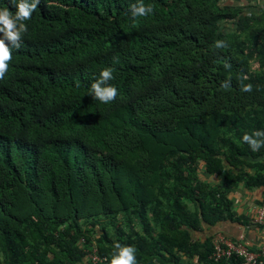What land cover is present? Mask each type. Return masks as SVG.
Instances as JSON below:
<instances>
[{"label":"trees","instance_id":"trees-1","mask_svg":"<svg viewBox=\"0 0 264 264\" xmlns=\"http://www.w3.org/2000/svg\"><path fill=\"white\" fill-rule=\"evenodd\" d=\"M134 3L40 0L25 22L0 79V264H110L117 242L137 264L243 263L200 234L264 185L243 141L264 130V0Z\"/></svg>","mask_w":264,"mask_h":264},{"label":"clouds","instance_id":"clouds-1","mask_svg":"<svg viewBox=\"0 0 264 264\" xmlns=\"http://www.w3.org/2000/svg\"><path fill=\"white\" fill-rule=\"evenodd\" d=\"M16 8L15 14L8 8L0 9V79H3L8 72L9 64L12 61V49H19L22 45V36L28 31L26 21L32 18L33 12L40 4V0H12ZM131 18L136 20L138 17L147 16L154 12V6L146 5L144 0H137V3L131 4ZM222 42H217L218 46ZM230 67V65H226ZM114 79L113 68L105 67L101 70L99 78L91 84L89 89L90 96L99 100L101 103H111L119 95V90L109 81ZM223 87L228 89L229 82H225ZM252 85L242 86L243 91H251ZM243 141L256 152L264 147V130H257L251 134L245 133ZM114 251L111 254L110 264H137L136 249L132 245H121L117 242L114 245Z\"/></svg>","mask_w":264,"mask_h":264},{"label":"crops","instance_id":"crops-1","mask_svg":"<svg viewBox=\"0 0 264 264\" xmlns=\"http://www.w3.org/2000/svg\"><path fill=\"white\" fill-rule=\"evenodd\" d=\"M240 221L223 220L213 226L205 224L200 236L222 233L231 239L244 241L252 251H264V221H255V207L264 201V185L248 188L240 184L231 194Z\"/></svg>","mask_w":264,"mask_h":264},{"label":"built area","instance_id":"built-area-1","mask_svg":"<svg viewBox=\"0 0 264 264\" xmlns=\"http://www.w3.org/2000/svg\"><path fill=\"white\" fill-rule=\"evenodd\" d=\"M255 214V221L262 223L264 221V202L255 207ZM213 246L214 252L212 256L217 260L237 255L243 257L244 261L242 264H264L262 259L264 251H252L242 240L231 239L222 233H217L213 237ZM92 258L95 261L98 259L96 255H92Z\"/></svg>","mask_w":264,"mask_h":264}]
</instances>
